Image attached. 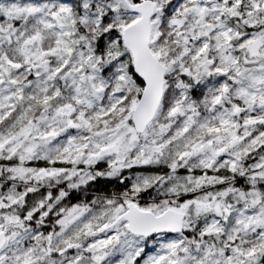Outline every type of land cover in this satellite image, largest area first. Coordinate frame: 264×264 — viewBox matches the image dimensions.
Wrapping results in <instances>:
<instances>
[{
    "label": "snow or ice",
    "instance_id": "obj_1",
    "mask_svg": "<svg viewBox=\"0 0 264 264\" xmlns=\"http://www.w3.org/2000/svg\"><path fill=\"white\" fill-rule=\"evenodd\" d=\"M0 264H264V0H0Z\"/></svg>",
    "mask_w": 264,
    "mask_h": 264
}]
</instances>
